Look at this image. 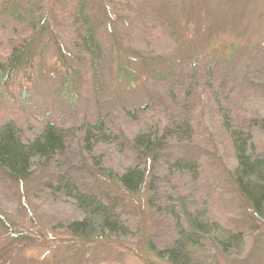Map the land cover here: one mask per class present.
<instances>
[{"label":"rangeland","instance_id":"374dc122","mask_svg":"<svg viewBox=\"0 0 264 264\" xmlns=\"http://www.w3.org/2000/svg\"><path fill=\"white\" fill-rule=\"evenodd\" d=\"M45 1L35 3L58 15L57 43L72 66L69 81L50 71L55 46L49 44L43 51V69L30 80L29 95L20 98L14 92L25 83L23 71L14 73L10 90L0 94V124L15 121L27 139L46 122L69 128L101 119L116 135L101 143V150L116 152L114 166L124 168L132 163V155L129 149L123 155V146L121 152L115 148L120 142L117 134L121 128L134 133L141 124L127 122L123 113L142 110L144 118L164 121L172 114L187 121L180 111L184 99L174 97L187 84L195 102L196 114L189 116L196 127L195 140L172 146L167 158L171 163H196L198 168L192 175L184 173L180 188L160 185L154 190L156 197L181 193L188 211L207 209L210 219L246 234L241 255L215 253V264H264V218L242 200L231 180L235 153L222 126L224 114L240 130L264 116V0H83L102 45L98 60L71 46L69 17L76 0H61L49 8ZM27 29L0 10V58ZM48 42L45 36L42 44ZM81 128L70 141L67 157L38 172L34 182L16 186L0 174V264H166L155 249L165 244L172 223L168 218L151 221L146 189L134 196L104 189L124 206L125 220L134 228L131 236L83 243L50 230L51 224L72 216V200L56 192V179L66 176L86 192H100L88 185L82 188L87 178L78 154L91 143H83ZM254 141L253 155L263 159L264 133L255 132ZM164 202L156 201V207Z\"/></svg>","mask_w":264,"mask_h":264},{"label":"trees","instance_id":"16d2710c","mask_svg":"<svg viewBox=\"0 0 264 264\" xmlns=\"http://www.w3.org/2000/svg\"><path fill=\"white\" fill-rule=\"evenodd\" d=\"M59 1L61 0H46L45 4L49 8ZM35 2L36 0H4L0 6L5 15L8 14L11 19L28 27L26 34L15 36L18 40L11 46L9 54L0 58V94L10 90L13 74L23 71L25 83L18 85L14 92L20 98L29 95L32 85L30 80L34 79L36 70L41 72L43 69V51L49 44L55 46L50 71L55 72L60 79L67 78L65 83L69 81L72 66L67 53L57 43L55 19L58 15L42 10ZM86 8L83 0H76L73 12L70 13L73 33L71 46L75 45L85 55L98 60L103 57V49L94 24L86 15ZM45 36H48L49 42L43 45ZM116 48L117 54L118 43ZM117 59L119 60L118 57ZM118 72L124 73L121 65L118 66ZM186 85L179 87H185V97L180 91L175 92L174 97L184 99L180 111L187 121H180L172 114L164 121L156 116L144 118L146 113L142 110L123 113L127 122L141 124L136 126L138 131L134 133H127V130L121 128L117 134L120 142L114 145L115 148L121 152L123 146V155L127 149L132 155V163L124 168L114 166L112 155L116 152L112 150L114 154H110L109 150H101V143L116 139V135L107 129L101 119L87 120L80 127L74 125L69 128L46 122L37 134L27 139L23 138L22 129L15 121H8L0 124V174L16 186L33 181L38 172L44 173L50 164L67 157L70 141L83 127V143H91V147L81 149L78 154V164L87 178L82 188H87L88 185L90 188H100V192H86L73 185L66 176L56 179V192L64 193L72 200V216L51 224V231L69 235L83 243L102 241L108 236H131L134 228L125 220L126 216L122 212L124 206L117 198L108 196L104 189L120 190L127 196H134L146 189V208L151 221L157 223L168 218L172 223L171 234L166 236L165 244L158 251L155 249L157 258L166 264H215V253L226 256L241 255L246 248L247 236L244 232L234 231L210 219L207 209L188 211L181 200V193L165 198L160 195L156 197L154 191L160 185L167 189L180 188L179 181L183 179L184 173L192 175L198 168L196 163L186 160L171 163L167 158L172 146L191 144L195 140L196 127L189 116L195 115L196 110L192 92ZM73 97L71 95L70 99ZM174 104L176 102L173 101ZM224 115L223 130L235 153V166L229 172L231 180L242 200L263 219L264 158L255 157L253 154L254 133H264V116L256 118L240 130L234 119ZM243 122H247V119ZM123 131L126 135H123ZM107 132H110L109 136ZM68 168L73 166L68 165ZM107 192L114 194L112 191ZM156 201H165L166 204L156 207Z\"/></svg>","mask_w":264,"mask_h":264}]
</instances>
